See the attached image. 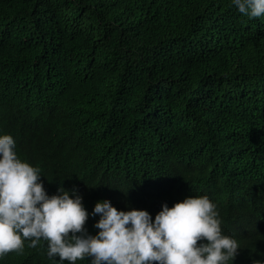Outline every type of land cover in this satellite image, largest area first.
I'll return each mask as SVG.
<instances>
[{
	"label": "trees",
	"instance_id": "1",
	"mask_svg": "<svg viewBox=\"0 0 264 264\" xmlns=\"http://www.w3.org/2000/svg\"><path fill=\"white\" fill-rule=\"evenodd\" d=\"M9 131L49 195L154 219L206 194L240 244L230 264L264 260V18L231 0H0ZM46 251L26 242L0 264H54Z\"/></svg>",
	"mask_w": 264,
	"mask_h": 264
},
{
	"label": "clouds",
	"instance_id": "2",
	"mask_svg": "<svg viewBox=\"0 0 264 264\" xmlns=\"http://www.w3.org/2000/svg\"><path fill=\"white\" fill-rule=\"evenodd\" d=\"M231 3L241 14L264 18V0ZM17 150L14 131L0 134V258L41 240L54 264L86 258L89 264H230L241 248L237 238L224 234L217 205L206 194L171 207L165 202L154 219L146 209H118L110 198L98 200L89 213L75 187L49 195L41 168ZM97 214L93 235L85 224Z\"/></svg>",
	"mask_w": 264,
	"mask_h": 264
}]
</instances>
